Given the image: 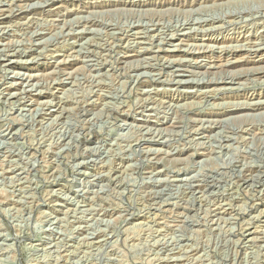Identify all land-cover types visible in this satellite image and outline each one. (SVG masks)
<instances>
[{
    "label": "rangeland",
    "instance_id": "1",
    "mask_svg": "<svg viewBox=\"0 0 264 264\" xmlns=\"http://www.w3.org/2000/svg\"><path fill=\"white\" fill-rule=\"evenodd\" d=\"M263 59L264 0H0V264H264Z\"/></svg>",
    "mask_w": 264,
    "mask_h": 264
},
{
    "label": "bare ground",
    "instance_id": "2",
    "mask_svg": "<svg viewBox=\"0 0 264 264\" xmlns=\"http://www.w3.org/2000/svg\"><path fill=\"white\" fill-rule=\"evenodd\" d=\"M256 45V44H255ZM253 53V52H252ZM264 60V59H263ZM237 62V61H236ZM227 63V62H226ZM245 63V62H244ZM261 69H262V67H261ZM263 76V75H262ZM249 108V107H248ZM248 174V173H247ZM254 175V174H253ZM260 175V174H259Z\"/></svg>",
    "mask_w": 264,
    "mask_h": 264
}]
</instances>
